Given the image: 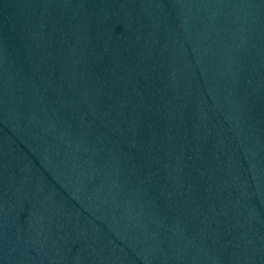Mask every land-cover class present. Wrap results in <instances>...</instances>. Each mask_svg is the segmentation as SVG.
<instances>
[{
	"label": "water",
	"instance_id": "95a60500",
	"mask_svg": "<svg viewBox=\"0 0 264 264\" xmlns=\"http://www.w3.org/2000/svg\"><path fill=\"white\" fill-rule=\"evenodd\" d=\"M0 264H264V0H0Z\"/></svg>",
	"mask_w": 264,
	"mask_h": 264
}]
</instances>
